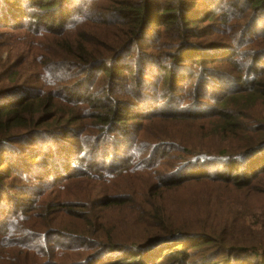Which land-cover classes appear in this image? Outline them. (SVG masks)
I'll return each instance as SVG.
<instances>
[{
	"label": "trees",
	"instance_id": "obj_1",
	"mask_svg": "<svg viewBox=\"0 0 264 264\" xmlns=\"http://www.w3.org/2000/svg\"><path fill=\"white\" fill-rule=\"evenodd\" d=\"M187 1L0 0V25L19 23L22 26V33L28 34L24 36V44L30 50H41L35 56L46 58L42 60L41 67L49 77L48 84L41 81L44 89L33 96L21 101H3L0 105V148L8 146L7 151L0 152V189L7 193L4 187L19 182L23 177L22 171L38 179L40 189L50 188L42 192L38 190L39 184H35L36 188H32L29 194L36 192L37 198L31 201L26 211L13 216L6 214L9 209L4 202L5 193L0 192V238H10L8 243L0 239V264H72L82 253L90 254V264H264V117L250 118V125L239 123L243 118L241 110H244L229 100L230 96H236L244 101L250 100V104L258 100L264 103V69L254 77H251L253 69L248 70L251 60L256 61L264 56V47L255 50L256 55L250 61V53H232L225 58L209 55L206 53L208 50L223 46L218 44L221 33L218 30L210 33L198 26L214 22L216 17L190 15L191 10L186 8ZM249 1L246 9L252 5L255 13L250 17V24L264 23V18L261 19V15L264 16V0ZM211 3L214 4L213 1ZM225 6H231V1H226L223 9ZM90 8L110 16H96ZM246 9L237 12L242 13ZM80 14L86 23L96 26L95 29L84 31L77 38L69 37L67 43L57 41L60 37L67 38L69 34L77 35L80 32L75 31ZM231 20L229 24L236 29L228 35L226 46L241 40L248 28L245 16L237 15ZM35 34L57 39L53 41L51 52L42 54L44 42L34 45ZM149 35L152 39H149ZM157 37L159 41L153 45V50L159 53H148V56L158 63L169 65L168 72L162 76L157 73L153 75L156 70H161L160 66L145 74L146 70L142 67L139 72H129L126 78L124 73L129 65L122 61L125 52L130 47L140 46L143 41L149 44ZM256 41L264 45V34ZM5 48L0 50V55ZM62 60L74 72L80 70L79 73L89 72L86 69L89 65L108 66L102 69V77L99 75L95 78L96 87L101 88L95 96L105 97L106 101H98L95 106L82 100L70 101L77 93L74 85L65 88L69 93L64 96L62 87L54 80L55 73L49 70L50 66ZM184 62L189 65L175 72L174 68ZM173 64L177 65L174 67ZM191 70L211 71L212 79H207L205 74L190 79L188 71ZM145 77H152L156 85L167 89H177L187 82V90L208 88V91L214 90L216 84L217 89L226 82L242 85L252 82L247 89L242 87L223 92L218 102L220 111L204 117L202 132L206 135L201 154L192 153L193 143L177 145L184 155H190L184 158L181 165L189 162L194 165L199 159L203 162L198 164L205 165L208 159L219 158L227 163L238 160L242 166L238 164L227 173L198 177L215 189L210 195H200L203 200H199L200 196H194L190 203L193 213L190 223L171 226L149 212L152 227L148 228L149 223L137 219L147 229L139 236L124 239L117 231L110 230L108 212L131 205L132 199L129 195L110 197L108 190L116 191L119 183L134 174L136 166L124 159L119 166L110 169L114 155L109 151L112 142L116 143L118 135L123 134L119 111L126 113L123 121L128 125L136 119H131L130 115L145 114L138 112L136 105L150 107L146 95L140 92L142 87H135ZM194 78L196 82L192 83ZM66 79L64 76L63 82L67 85ZM26 80V71H17L14 63L4 62L0 58V99L11 98L19 91L34 90V87H25ZM118 82L127 87L122 95L116 91ZM150 96L151 101L162 98L156 96L153 99ZM202 104L205 101L194 102L190 114L200 112L194 106ZM166 108L159 111V117L150 120L163 124L171 122L176 118L173 117L176 114L174 107L166 105ZM181 117L186 124L195 122L194 116ZM66 120L76 127L78 133L69 144L63 145L57 136L63 134L62 125ZM65 132V136H69V132ZM76 145L82 150L74 153ZM36 146L41 151L33 148ZM154 149L155 145L147 142L142 156L152 154ZM127 154H131L130 149ZM247 158L250 160L246 161ZM168 160L173 164L171 157ZM141 162L143 167L150 166L144 160ZM168 165L169 162L164 161L159 166ZM32 170L39 171V175ZM145 170L141 168L139 172ZM147 173L151 174L150 171L143 174ZM42 178L48 181H41ZM74 183L83 188L78 193L79 200L65 201L72 195L69 189ZM15 187L23 192L21 185ZM91 192H95V195L88 200ZM99 192L105 195L98 197ZM103 198L104 206L98 205ZM66 221H70L71 225H66ZM39 232L84 243L76 246L61 243L57 247L40 249L33 244L32 238L43 236ZM139 247L146 248L140 250L137 249ZM250 258L258 261L250 263Z\"/></svg>",
	"mask_w": 264,
	"mask_h": 264
},
{
	"label": "rangeland",
	"instance_id": "obj_2",
	"mask_svg": "<svg viewBox=\"0 0 264 264\" xmlns=\"http://www.w3.org/2000/svg\"><path fill=\"white\" fill-rule=\"evenodd\" d=\"M211 1H213L214 4H212ZM226 1H231V6H225L223 9ZM249 5V0H188L186 2V8L191 10L190 15H213L216 17V21L198 26L203 27L202 29L205 31L207 29V31L210 33H213L216 30L220 31L221 33L220 42L218 44L223 46H217L219 49H210L206 53L209 55L219 56L220 58H225L228 55H232V53H250L248 56L250 61V59H253L254 55H256L255 50L264 47V45H259L258 41H256V39L261 34H264V23L256 24V22H252L250 24V17L255 13L254 7L252 5L249 9H246ZM242 9L246 10H244L242 13H238ZM90 11L96 16H110V14H104V12L94 10L93 8H90ZM244 12L247 13L245 14ZM237 15L245 16L247 19L248 28L243 32V35L240 38L241 40H238L236 44L226 46L228 45L226 44L228 35L233 33L236 29L235 26L229 24V21H233L231 19ZM78 17L79 20L75 31L80 30V32L77 35L69 34L67 38L60 37L59 40H57L56 38H52L49 35L35 34L33 38L34 45H40L42 42H44V50L42 51V54H45L47 52H51L54 40H57L61 43H67V39L69 37L77 38L84 31L95 29L96 26L89 22L86 23V20L82 14L78 15ZM263 18L264 16L261 15V19ZM197 22L198 21H196V23ZM21 30L22 26L19 23L17 25H10V23L8 25H0V50L6 47L4 52L0 55V58L4 62L14 63L15 69L17 71H26L27 80L25 87H34V90H24V92L19 91V93L14 94L15 96L11 98H1L0 105L3 103V101H21L22 99L33 96V94L44 89L41 81L44 84H48L49 81L48 74L45 73L44 69L41 67L42 60H46V58L35 56V54L39 53L41 50H34V48H32V52L26 47L24 44V36H28V34L22 33ZM150 35L148 37L149 39H152V36ZM158 41L159 37L152 40L149 44H145L143 41L141 44H139L140 46L135 45L130 47L128 51L125 52L122 61H124V63L127 62L129 65L128 71L124 73L126 78L129 77V72H139L142 67L146 70L145 74H150L160 66L162 67L161 70H158V72L156 70V72H153V75L157 73V75L160 74L162 76L163 73L168 72L169 65L161 62L158 63L156 60L148 56V53H159L158 51L153 50V47H155L153 45H156ZM138 47L140 48L138 49ZM220 49H224L226 52ZM262 60H264V56L257 58L256 61L251 60V64L248 68L249 71L250 69H253L251 77H254L258 74V72H261L264 69V61L262 62ZM96 65L98 64H95L93 67L90 65L87 66L86 69L89 71L87 73H79L80 70H76V72H74L73 68L68 65V63L65 64L62 60L57 64L50 66L49 70L55 73L54 80L58 83L59 87H62L61 93L64 96H68L69 93L68 90H65V88L69 87V85H74L77 93L70 101L73 100L76 102L82 100L86 101L88 105L93 104L95 106L98 105V101H106L105 97L95 96V93L101 89L96 87L95 78L101 74L102 69L108 68V66ZM175 65L177 64H173L174 67ZM186 65L189 64L186 62L180 65L178 64V66L174 68V71L180 72L186 67ZM188 73L190 74V79H192L193 76H201L203 74H205L207 79H212L211 71L197 72L191 70L188 71ZM67 75L70 76V78H68ZM103 75L104 74L100 75V77ZM64 76L67 77L65 80L68 83L67 85L63 82ZM214 80L216 79L214 78ZM39 81V84L36 83ZM155 81L156 80L152 79V77H145L144 81H141L140 84H136L135 87H142L140 92L146 95L150 107H147L145 104L136 105V110L145 114L136 116L130 115L131 119H136L130 121L128 125H125L123 121L124 117L127 116L126 113L119 109V114L122 116L120 118L122 121L119 123L123 128V134H119V139L117 142H112L110 145L111 148L109 152L110 154L114 155L113 161H110V163H112V168L110 169L119 166L124 161V159L129 160L130 165L136 166V171L134 174L119 183L116 187V191L110 192L108 190V195L110 197H117L118 195L120 197H127V195H129L132 199L131 205H127L123 208L114 209L108 212L110 230L117 231V234L124 239H131L139 236L143 230L147 229V227L141 226L137 219L149 223L148 228L152 227L151 218L148 216L149 212H151L153 215L156 214L157 216L161 217L165 224L171 226H182L190 223L193 217V213L190 210V203L192 202L194 196L210 195L215 189L214 187L208 186L204 182L200 181L198 177H208L210 173H227L233 167L240 164L238 160L227 163L222 159L213 158L208 159V163L205 165L198 164V162H203L202 159H199V161L194 165H190V162L185 165H181L184 161V158L189 157L190 155H184L182 149L178 148L177 145H183L188 142L193 143L194 148L192 153L201 154L200 151L204 150L203 138L206 135L205 132H202V128L205 125L203 120L204 117L208 114L212 115V113L215 114L220 111L218 108V102L224 95L223 92L228 93L233 91V89L239 90L242 87L243 89H247L252 85V82L248 81L243 85L239 84L238 82H226L217 89L216 87L218 86L216 84L214 90L208 91V88H201L200 90H197V88L187 90L189 86V83L186 84L187 82L177 89H167L166 87L156 85ZM195 82L196 78L192 80V83ZM153 88H156V90ZM117 89L118 90L116 91L119 95H122L125 93L124 91H127L126 85L122 82H118ZM211 92H214V94ZM148 93L153 96V99L156 96L162 98H155L154 101H151L152 97ZM200 94H202V96L199 97ZM229 100L235 102L240 109L244 110H241L243 118H240L239 123L250 125V118L261 119L264 117V103L261 100L251 104L250 100L244 101L242 99L236 98V96H230ZM202 101H205V104L194 106L196 109H200V112L194 113V115L190 114L189 111H192L193 108L192 104L194 102L201 103ZM166 105H172L174 107L173 112L176 114L173 117L176 118L172 119L171 122L166 124L160 123L157 120L151 121L150 119L159 117V111H164L167 109ZM182 105L183 108L181 107ZM214 105L215 108L213 110L212 107ZM182 115L194 116L195 122L186 124L184 122V118L181 117ZM62 129L64 130L63 134L57 137L62 140L63 145L64 143L69 144L71 139L76 138V133H78V131H76V127L67 122V120L63 123ZM65 131L69 132V136H65ZM56 139L57 138H54V140ZM147 142L154 144L155 149L152 154L148 156H142V153L147 148ZM235 143H237V140H235ZM33 148L36 151H41V149H38L37 146ZM128 148L131 150V154H127L129 150ZM7 150V145H4L2 148H0V152ZM81 150L82 147L76 145L74 153L80 152ZM169 157H171L173 160V164L170 162V160H168ZM103 158H105V156ZM250 158H247L246 161L250 160ZM262 159L264 160V155L262 156ZM141 160H144V163L150 166L143 167ZM164 161L169 162V165L159 166L160 163ZM240 165L242 166V164ZM141 168L147 169L143 173L150 171L151 174L140 173L139 170ZM32 171L39 175V171ZM22 174L23 177L20 178L19 182L11 184V186L8 188L6 186L4 187L7 193L0 189V192L5 193L4 202L9 209L6 214L9 216L23 213V211H26L25 209L30 206L31 201L37 198L36 192L29 194V191L32 188H36L34 185L39 184V180L33 178L28 173H23V171ZM95 176L98 177V174H95ZM42 180H45L46 182L48 181L47 178H42L41 181ZM82 183L83 182H81V184ZM16 185H21L24 193L22 191H18L15 187ZM40 187L41 185L39 184L38 190H41L42 192H46L50 189L49 187L40 189ZM82 189L83 188L77 183L71 184L69 192L72 193V195L66 198L65 201L77 202L79 200L78 193ZM73 192L75 194H73ZM94 195L95 192H91L87 199H92ZM104 195L105 194L102 192L97 194L98 197H103ZM199 200H203V197L200 196ZM104 204L105 198H103L101 203L98 205L104 206ZM65 224L71 225V222L66 221ZM39 234L43 233L39 232ZM32 238L33 244L40 249L57 247L61 243H68L67 246H76L78 244L84 243V241L78 240H75V243L74 240L70 238L47 234H43V236L38 237L32 236ZM0 239L4 243H8L10 238ZM192 241L194 240H189V242ZM145 248L146 247H139L137 249L144 250ZM89 259H91L90 254L82 253L79 257L75 258L72 264H75L76 261H78L79 264H90V262H88ZM255 261H258V259L250 258V263ZM168 264H172V262Z\"/></svg>",
	"mask_w": 264,
	"mask_h": 264
}]
</instances>
